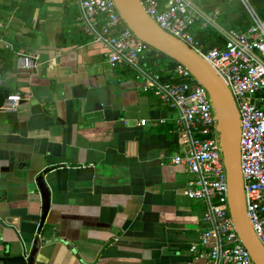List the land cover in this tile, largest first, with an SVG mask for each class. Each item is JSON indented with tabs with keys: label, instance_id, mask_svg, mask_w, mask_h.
Instances as JSON below:
<instances>
[{
	"label": "crops",
	"instance_id": "crops-1",
	"mask_svg": "<svg viewBox=\"0 0 264 264\" xmlns=\"http://www.w3.org/2000/svg\"><path fill=\"white\" fill-rule=\"evenodd\" d=\"M192 1L218 8L222 29L251 24L238 0ZM253 6L264 20V0ZM78 19L72 0H0V90L23 99L13 113L0 106V260L38 239L34 264H201L189 249L204 206L172 162L181 149L171 112L129 69L110 68ZM22 55L37 57L33 71L17 70ZM46 170L41 227L35 179Z\"/></svg>",
	"mask_w": 264,
	"mask_h": 264
},
{
	"label": "built area",
	"instance_id": "built-area-1",
	"mask_svg": "<svg viewBox=\"0 0 264 264\" xmlns=\"http://www.w3.org/2000/svg\"><path fill=\"white\" fill-rule=\"evenodd\" d=\"M146 14L163 31L184 43L204 59L229 89L240 117V168L246 213L264 247V20L254 10L255 0H238L251 24L246 31L222 29L218 8L204 12L192 0H139ZM79 10L78 25L89 42L106 51L111 69H129L146 94H151L172 114L181 152L172 162L183 166L192 179L185 195L204 206L199 244L190 247L201 264H253L242 245L228 207V185L218 125L202 85L181 64L162 70V55L139 40L124 24L114 0H72ZM216 30L222 48L206 49L195 31ZM153 61L155 63H153ZM37 57L22 55L16 68L31 72ZM147 64L149 66H147ZM3 78L0 74V89ZM19 94L8 95L2 105L16 112ZM138 127L147 125L139 121ZM187 264H194L192 261Z\"/></svg>",
	"mask_w": 264,
	"mask_h": 264
},
{
	"label": "water",
	"instance_id": "water-1",
	"mask_svg": "<svg viewBox=\"0 0 264 264\" xmlns=\"http://www.w3.org/2000/svg\"><path fill=\"white\" fill-rule=\"evenodd\" d=\"M126 27L141 41L170 60L183 65L205 89L218 125V145L228 185V207L238 237L253 264H264V247L256 237L246 213L243 177L240 168V117L233 97L213 68L181 41L160 29L146 14L139 0H114ZM48 171L35 179L42 200L40 226L50 209L51 193L46 183ZM40 247L36 239L23 255L2 258L3 264H34Z\"/></svg>",
	"mask_w": 264,
	"mask_h": 264
},
{
	"label": "trees",
	"instance_id": "trees-1",
	"mask_svg": "<svg viewBox=\"0 0 264 264\" xmlns=\"http://www.w3.org/2000/svg\"><path fill=\"white\" fill-rule=\"evenodd\" d=\"M196 38L205 46L206 49L212 48H222L224 46V39L220 34L213 28H208L205 31H195ZM153 63H155L153 61ZM156 64L160 66L161 70L165 64H168L169 67L175 64L174 61L170 60L164 55L160 56V59L156 61ZM7 91L0 90V106L3 105L5 98L8 96Z\"/></svg>",
	"mask_w": 264,
	"mask_h": 264
},
{
	"label": "rangeland",
	"instance_id": "rangeland-1",
	"mask_svg": "<svg viewBox=\"0 0 264 264\" xmlns=\"http://www.w3.org/2000/svg\"><path fill=\"white\" fill-rule=\"evenodd\" d=\"M252 6H253V4H252ZM253 8H254V10H255V6H253Z\"/></svg>",
	"mask_w": 264,
	"mask_h": 264
}]
</instances>
